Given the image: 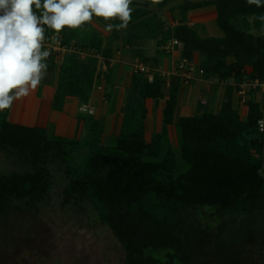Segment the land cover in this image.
<instances>
[{
    "label": "trees",
    "instance_id": "16d2710c",
    "mask_svg": "<svg viewBox=\"0 0 264 264\" xmlns=\"http://www.w3.org/2000/svg\"><path fill=\"white\" fill-rule=\"evenodd\" d=\"M170 0H156L163 8ZM216 25L223 37L202 38L195 29L178 25L165 36L174 39L182 55L191 60L198 54L204 79H234L235 90L245 79L264 82V6L249 0H214ZM184 0L181 12L208 5ZM146 10L132 11L126 27L143 34L158 32L156 15ZM103 19V18H102ZM104 20V19H103ZM118 24L117 18L107 21ZM89 22L77 29L61 30L64 42L77 40L83 48L98 49L101 40L88 30ZM145 28V30H144ZM124 29V28H122ZM122 29H113L115 35ZM55 32L46 29L45 39ZM233 59V63H229ZM246 67L251 71L246 72ZM96 60L76 54L63 58L55 102L74 97L90 98ZM164 80L149 81L136 73L122 108L120 133L113 144H102V128L86 118L87 134L80 140L52 137L43 129L11 124L0 114V153L17 158L19 171L0 172V217L15 212H36L50 195L61 172L64 204L89 201L99 220L109 226L123 247L124 264H194L195 247L201 239L183 231L190 214L211 209L218 218L249 217L264 213V106L249 93L247 114L241 119L233 108L231 90L217 114L198 113L175 118L177 91L172 87L163 110V122L174 125L177 149L160 137L152 144L144 139L145 101L163 96ZM176 150V151H175ZM186 163L178 170L177 160ZM219 231L222 226L217 227ZM218 244L213 264H237L233 247ZM170 249L164 261L146 256L148 250ZM236 255V256H235Z\"/></svg>",
    "mask_w": 264,
    "mask_h": 264
},
{
    "label": "crops",
    "instance_id": "0c3cea01",
    "mask_svg": "<svg viewBox=\"0 0 264 264\" xmlns=\"http://www.w3.org/2000/svg\"><path fill=\"white\" fill-rule=\"evenodd\" d=\"M187 1L209 4L184 14L180 9L184 0H170L163 8L157 7L156 0H132L129 7L133 11L142 9L149 13L142 19L157 16L159 30L153 35L141 32L139 35L137 30L131 31L129 27H125L114 36L112 31H105L107 21L93 17L88 30L98 35L101 46L98 49L85 48L87 54L92 53L91 57L96 60L95 78L88 101L65 97L62 103L56 104L62 61L47 58L48 67L41 84L27 97L14 102L10 109L0 111V114L5 115L11 124L43 129L49 138L71 140H80L87 134L86 118L92 117L102 128L101 143L108 144L120 133L122 108L131 88L132 78L138 73L149 81L155 76L164 80L163 96L157 101H145L147 114L144 120V139L147 144L154 143L160 137L164 143L177 149L174 125L163 122V110L172 87L177 91L176 119L204 112L219 113L230 93L229 89H232L230 94L233 108L238 111L241 119H245L247 107L239 101L233 78L223 81L204 79L200 73L198 54L187 60L191 66V78L185 79L175 71L176 64L186 59L177 41L165 38L174 27L182 24L193 28L202 38L223 37L216 25L217 10L212 3L214 0ZM253 32L252 30L251 33ZM58 34L64 40V35ZM229 63H233V59H229ZM139 64L148 70L147 75L135 71ZM245 70L247 73L251 71L249 67Z\"/></svg>",
    "mask_w": 264,
    "mask_h": 264
},
{
    "label": "rangeland",
    "instance_id": "374dc122",
    "mask_svg": "<svg viewBox=\"0 0 264 264\" xmlns=\"http://www.w3.org/2000/svg\"><path fill=\"white\" fill-rule=\"evenodd\" d=\"M259 30L252 34H264V29ZM177 164L180 172L188 169L179 158ZM19 169L17 158L0 153V172ZM56 174V183L38 211L0 217V264H124L123 247L109 226L99 220L91 203L64 204L59 180L62 173ZM183 231L201 239L195 247L194 264H213L221 240L239 255L232 259L235 263L264 264V213L221 219L211 209L203 208L190 214ZM172 254L170 249L146 252L147 257L157 261ZM173 264L180 263L174 260Z\"/></svg>",
    "mask_w": 264,
    "mask_h": 264
},
{
    "label": "clouds",
    "instance_id": "9594fccd",
    "mask_svg": "<svg viewBox=\"0 0 264 264\" xmlns=\"http://www.w3.org/2000/svg\"><path fill=\"white\" fill-rule=\"evenodd\" d=\"M132 0H0V111L35 90L47 71L50 52L44 48L46 29L60 33L77 29L93 17L107 23L105 31L125 28ZM257 7L264 0H249ZM264 20V16L260 17Z\"/></svg>",
    "mask_w": 264,
    "mask_h": 264
},
{
    "label": "built area",
    "instance_id": "2783aa9c",
    "mask_svg": "<svg viewBox=\"0 0 264 264\" xmlns=\"http://www.w3.org/2000/svg\"><path fill=\"white\" fill-rule=\"evenodd\" d=\"M44 48H46L50 55L48 59L53 58L55 61H62L63 58L70 54H76L80 56L81 59L85 57H91L92 53L87 54L85 48L79 45L77 40H72L70 42H64L62 37L58 33H54L49 38L43 41ZM135 71L147 75L148 70L142 66L137 65ZM176 73L179 76L189 79L191 78V66L187 60H180L176 64ZM201 73V71H200ZM255 91V96L264 106V82H261L257 79H245L241 84L237 86L236 94L239 98L241 104L245 105V102L248 99L249 93ZM260 130L264 129V121H259Z\"/></svg>",
    "mask_w": 264,
    "mask_h": 264
}]
</instances>
